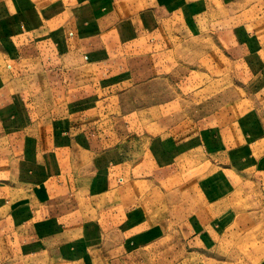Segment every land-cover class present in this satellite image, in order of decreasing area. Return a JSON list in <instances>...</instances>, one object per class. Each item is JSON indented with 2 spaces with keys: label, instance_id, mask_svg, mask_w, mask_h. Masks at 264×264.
Returning <instances> with one entry per match:
<instances>
[{
  "label": "crops",
  "instance_id": "crops-1",
  "mask_svg": "<svg viewBox=\"0 0 264 264\" xmlns=\"http://www.w3.org/2000/svg\"><path fill=\"white\" fill-rule=\"evenodd\" d=\"M190 1L0 0V264L135 263L130 229L153 238L142 237L144 216L174 183L202 196L197 204L184 196L182 207L204 210L208 161L215 171L231 161L232 174L240 162L264 159L256 114L264 88L231 87L228 104L213 106L206 95L194 109L175 104L171 84L174 64L184 62L177 42H187L184 32L204 39L208 17L223 7L231 22L220 45L228 50L199 56L198 67L230 65L233 73L242 63L251 78L249 64H260L264 72V40L256 55L249 33L264 0ZM255 11L253 25L233 20Z\"/></svg>",
  "mask_w": 264,
  "mask_h": 264
},
{
  "label": "rangeland",
  "instance_id": "rangeland-1",
  "mask_svg": "<svg viewBox=\"0 0 264 264\" xmlns=\"http://www.w3.org/2000/svg\"><path fill=\"white\" fill-rule=\"evenodd\" d=\"M190 2L194 5L199 1L191 0ZM240 2L242 1L240 0ZM239 6L238 10L241 13L244 5L240 4ZM256 12H250L248 17L238 15L233 20H237L239 24L248 22L253 25V17ZM193 14H195V11H193ZM261 14L264 15L263 11H261ZM235 15L236 13L232 14V16ZM262 15L256 16L257 27L253 25L250 27L251 31H249L254 38L251 39V45L255 48L253 53L256 55H259L258 43L264 40V16ZM230 17V10L223 7L222 12L217 11L216 15L208 17L211 20L206 26L207 29L204 30V39L189 38L184 32L187 42H177L180 46L175 49L177 53L174 52V54L176 56L181 55L184 62L175 63L173 68L176 74L179 73L178 78L171 83L175 90V104H178L179 101L180 105L186 107L191 105L196 109L202 103L203 97L207 95L208 100H217V104L214 103L213 106L217 105L218 107L220 99H222L223 105L234 99V96L230 95L231 87H237L238 90L245 88L251 92L255 89L264 88V72L262 67L258 68L260 64H249L251 78L247 76L246 65H242V63L238 65L239 72L236 68L237 64L233 65V73L230 65L220 69L215 68V66L207 68L204 64L201 67L197 65L199 56L213 57L216 47L218 50H222L224 54L228 50L227 48L224 49L225 46L222 48L220 45L221 43L225 44L226 38L224 33L222 36L220 32L222 27L225 29L229 25L231 22ZM185 19L187 20V18ZM192 19L196 20L197 17L193 15ZM186 24H188V20ZM216 30H219L218 35ZM257 30L258 32H256ZM180 38L182 39L183 35H180ZM240 45L242 46L240 48L241 53L244 46L242 41H240L239 47ZM261 50L264 51V48ZM180 67H185V69L178 71L176 68L180 69ZM199 68H201L200 72ZM254 70L258 72L257 75L262 76L261 80L253 82ZM164 86L160 85L159 87ZM164 88L165 92L169 90L166 87ZM201 89H203V92L200 93L199 90ZM221 93H223L222 97ZM236 93L240 99L241 92ZM176 94H179V96ZM129 98L131 99L129 101H132L134 96ZM166 98L168 97L164 96V99ZM250 98L251 104L262 106L264 103H261L255 96ZM261 98L264 100V96H261ZM144 100L145 98H143ZM135 103L136 101H132L130 105H133L130 107H134ZM143 106H145V103H143ZM243 106L242 111L239 112L236 118L240 121L246 119L248 115V112L244 111L246 104H243ZM171 107L172 105L166 108ZM147 108L148 106L142 107V111ZM177 114H179L178 110H176V117ZM225 114L230 115L231 113L224 112L223 119L227 120ZM256 114L259 121L264 122V106ZM148 120L144 119V121ZM217 146L218 144H212L208 145V148L214 149ZM207 152L209 153L208 149ZM230 163L231 161H219L218 164L225 169L219 168L215 171L214 168L209 167L208 161L206 167L208 171L207 182L203 184L202 194L207 199V207L204 210L182 207L179 202L185 198L184 196L194 204H197L202 196L198 194V191L194 193L192 191L190 193L180 191L178 190L180 188H177L180 185L174 183L175 188L167 192L162 201L163 205L150 210L151 213H148V217L144 216V221L147 219L150 222H144L143 226L145 228H143L142 237L153 231L150 234L153 235V238L144 237L140 239L134 235V228L130 229L131 234L129 236L132 237L127 242L130 248H137L134 256L138 253L139 255L134 258L135 263L128 256L126 258L127 264H264V159L250 158L246 162L245 168L242 167L244 163L240 162L239 170L233 169V175L229 169H226L229 168ZM192 187L194 186L192 185ZM172 201L176 203L175 207H171V204L168 205ZM189 211L190 215L197 216L199 223L188 221L186 214ZM121 261L124 263V260L121 259Z\"/></svg>",
  "mask_w": 264,
  "mask_h": 264
}]
</instances>
